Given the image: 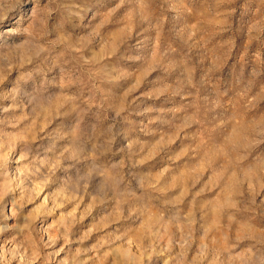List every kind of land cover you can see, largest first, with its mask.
I'll return each instance as SVG.
<instances>
[{"label": "rangeland", "instance_id": "rangeland-1", "mask_svg": "<svg viewBox=\"0 0 264 264\" xmlns=\"http://www.w3.org/2000/svg\"><path fill=\"white\" fill-rule=\"evenodd\" d=\"M0 264H264V0H0Z\"/></svg>", "mask_w": 264, "mask_h": 264}]
</instances>
